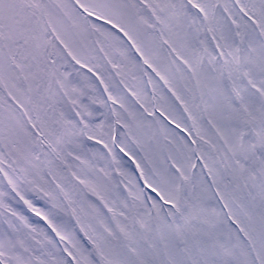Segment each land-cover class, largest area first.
Returning a JSON list of instances; mask_svg holds the SVG:
<instances>
[{"label": "snow or ice", "instance_id": "snow-or-ice-1", "mask_svg": "<svg viewBox=\"0 0 264 264\" xmlns=\"http://www.w3.org/2000/svg\"><path fill=\"white\" fill-rule=\"evenodd\" d=\"M0 264H264V0H0Z\"/></svg>", "mask_w": 264, "mask_h": 264}]
</instances>
